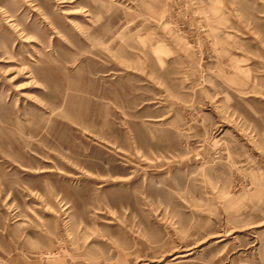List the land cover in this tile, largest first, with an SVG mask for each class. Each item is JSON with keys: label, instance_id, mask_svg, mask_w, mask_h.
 Here are the masks:
<instances>
[{"label": "rangeland", "instance_id": "374dc122", "mask_svg": "<svg viewBox=\"0 0 264 264\" xmlns=\"http://www.w3.org/2000/svg\"><path fill=\"white\" fill-rule=\"evenodd\" d=\"M0 264H264V0H0Z\"/></svg>", "mask_w": 264, "mask_h": 264}]
</instances>
